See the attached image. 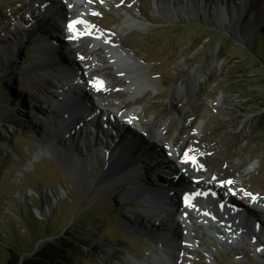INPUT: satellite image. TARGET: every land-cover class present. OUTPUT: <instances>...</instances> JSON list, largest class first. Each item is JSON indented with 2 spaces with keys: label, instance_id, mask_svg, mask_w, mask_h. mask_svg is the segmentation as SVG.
Listing matches in <instances>:
<instances>
[{
  "label": "rangeland",
  "instance_id": "obj_1",
  "mask_svg": "<svg viewBox=\"0 0 264 264\" xmlns=\"http://www.w3.org/2000/svg\"><path fill=\"white\" fill-rule=\"evenodd\" d=\"M90 1L95 3L91 7L90 3L88 9L94 12L92 20L101 29L112 31V37H117L116 42L107 39L108 42L122 43L130 50L140 65L134 74L135 82L139 81L148 88L145 95L130 99L123 92L129 82L115 73L119 70H114L108 58L102 57L95 75L102 74L111 82L106 91L96 93L99 102H119L120 110L129 109L137 122L150 116L166 120L160 125L164 134L157 147L132 157L134 161L140 157L141 167L137 165L139 169L135 172L140 176L137 181L148 189L157 188V184L162 183L158 179L161 174L158 167L163 166L161 156L168 154V147L177 151L179 146L181 149L186 146V150L197 152V160H202L217 179L229 177L226 183L242 185L240 190L250 199L254 198L252 201L258 207L253 210L264 212V123L258 118L264 106V44L261 42L264 41L261 36L264 35V1H258L251 9L255 16L251 28L245 24L241 26L236 18L223 21L213 15L216 7L230 10L238 6L240 0H199L208 10L194 12L188 9L179 19L168 10L185 6L188 0ZM37 7V0H0V53L9 42L23 37V43L17 47L16 64L30 65L35 61L32 40L37 35L28 31L24 33V30L32 24L28 17ZM38 16L35 11V20L39 19ZM127 16L135 18L138 25L121 36L116 35L114 28ZM234 22L241 28L239 32L232 28ZM39 23L41 31L46 32L44 22ZM50 34L55 36L59 32ZM229 35L237 40L236 43ZM100 51L94 54L101 59ZM74 55L69 58L77 61V55ZM208 59L213 63L208 77L197 88L178 96L175 93L177 86L186 85L190 70ZM2 61L0 264L8 259L6 249L11 245L24 257L40 244L38 240L42 237L51 240L58 234L69 233L78 239L80 248L76 254L70 255L73 264H135L132 261L170 264L176 255L184 259L181 264H206L204 261L211 254L210 264H264V251L258 255L250 246L252 225L243 226L242 221L243 234L233 237L232 231L229 234L231 240L227 241L223 236V243L208 236L211 228L188 226L189 235H194L192 240L189 236L190 243L209 254L202 255L194 247L176 253V247L172 245L179 243V238L172 241L169 235L181 232L171 224L179 212L163 218L162 213L152 214L142 207L143 203L131 201L132 183L137 182L128 174L121 180L116 176L114 179H99L105 168L101 152L108 145L100 132L95 142H92L94 137L80 143L74 139L76 159L70 162V154H61L59 149L71 142L56 141L66 134L54 124L61 121L63 111L54 106L57 102L52 99L50 106L34 104L44 93L53 90L50 84L54 85L56 81L36 80L38 77L30 73L23 78L14 76L10 69L5 70L12 58L0 59ZM51 71L57 75V80L67 78L65 74ZM51 71L40 69L41 73ZM36 72L39 73V69ZM218 98L222 106H212ZM37 107H46L49 112L52 107L56 108L57 111L53 109L55 113H47L44 117V121L54 123L44 126L37 121L39 116L34 120L32 112ZM69 126L73 128V123ZM125 132L128 137L124 134L121 141L128 142L134 131L125 129ZM146 154L151 157L147 158ZM180 157L173 158L175 163L182 162L183 157ZM86 158L90 160L88 168L83 165ZM151 164H157L156 168H149ZM189 174L192 179L195 172L191 170ZM254 214L256 220L262 219L261 215ZM227 215L233 216V213ZM152 224L156 228L150 231ZM168 252L167 260H163Z\"/></svg>",
  "mask_w": 264,
  "mask_h": 264
},
{
  "label": "bare ground",
  "instance_id": "obj_2",
  "mask_svg": "<svg viewBox=\"0 0 264 264\" xmlns=\"http://www.w3.org/2000/svg\"><path fill=\"white\" fill-rule=\"evenodd\" d=\"M258 1H264V0H240L239 5L233 6L232 9L230 10H227L226 7L219 6L214 9V11H216L217 13L213 12V15L217 16L218 19L220 20L223 19V21H226L229 19L234 20V18H236L238 19V23H240L241 26L245 24V25H248L249 28H251L253 19L255 17L251 9L256 6ZM37 2L39 6L42 5V9H40V7H38L37 9H34L39 15L38 16L39 19L34 20L35 11H32V16L30 18L33 22H31L32 24L29 25L31 28L24 30V33L28 31V33L30 32L32 33V35L36 34L38 37L32 40L33 48H34L33 51L35 54L34 56L35 61H32L30 65H21L20 62H18V64H16L17 62H14V61H17V49H18L17 47L23 43V37L20 36L21 40L19 41L15 40L13 42H9L1 50L0 59H6L7 57L12 58V61L8 62L7 64L8 69H5L6 71L10 69V72L12 73V75L17 76V77L19 76L23 77L21 76V72L24 74H29V73L32 75L35 74V76H37L36 69L40 70L45 67H47L45 68L46 71L47 70L51 71V70H54L55 68L54 72H58L59 69H58L57 64L59 65L60 61H57V59L62 58L65 62L71 65V68H73V71L76 76H78L79 73L87 74L88 77H86V81L89 87L86 90L77 88L76 92L73 91L72 93L75 94L77 98L76 100L77 102H73L69 106V110L73 114H75L78 119H79V109L82 107L84 110L87 109V111L91 115H94L96 113V108H98V105L101 106L102 104L99 102L100 99L97 98L96 93H102L103 90L106 91V88H108V83L111 82V79L103 76L102 74L95 75V70L98 69L97 63H99V61L102 60V57L103 59L108 58V63L113 65L114 70L117 69L120 72L119 73L116 71L115 73L129 82V84L125 86V88L123 87L124 88L123 92H125L130 99L135 100L137 96H142L147 93L148 88L146 86L141 85L139 81L135 82L134 74L139 70L138 66L140 65L136 61V59L132 57V53L130 52V50H128L120 42H119L121 44V45L119 44L120 46L116 43L108 42V40L104 38L105 35L103 34L102 31H100V29H98L97 27L91 28L90 26L86 24L84 15H86L89 12L88 9H89L90 3L91 5L95 4L94 1H90V0H37ZM158 7L159 6L156 3V8L158 9ZM188 9L194 12H201V11L205 12L206 10H208L204 7V4L202 5V1L200 2L199 0H188L185 6L179 7L178 9H175V7H173V10L169 9L168 13L172 14L174 18L179 19L180 16L183 13H185V11ZM64 18L67 20V22L69 23V26L71 27L69 36L65 35L67 38H70L68 40L70 53L68 57L62 56L59 58L58 57L59 53L57 52L58 43H56L57 46H50L51 44L50 42L54 38L51 37L49 33H45L41 31L40 29L41 26L39 22H44V24L48 26L49 32H54L57 29L61 28L58 25L57 21L58 20L62 21L64 20ZM238 23L234 22L232 24V28L237 32H239L241 29L239 28ZM137 25L138 23L135 18L131 16H127L122 20V22L118 26L114 28V33L118 36H121L126 31H130L133 28H135ZM78 26H80V28ZM64 34H66V31L64 32ZM26 40L29 41V37H27ZM59 43H61L60 40H59ZM15 49L16 51L13 52ZM99 49L101 50L99 52L102 55L101 59L97 58L96 55L94 54V52L98 51ZM83 52H85V55H83ZM71 54L77 55V58L79 60L81 59L80 62L69 58ZM0 64H4V62L2 61L0 62ZM5 65H6V62H5ZM22 67H25V68L22 69ZM212 67H213V63L210 61V59H208L206 63L198 65L195 68H192L190 70L187 84L177 86L175 93L179 96L183 92H189L193 88H197L199 83L204 81V79L208 77ZM15 69H18V70H15ZM38 78L40 77L38 76ZM104 85H107V86H104ZM101 102L103 101L101 100ZM80 104H83V106L81 105L80 107ZM118 104L120 103L119 102L110 103L107 101L105 104H103V108H104L103 113H107L108 115L114 118L118 115H123V118H125L124 120L129 125L134 127V130H133L134 134L132 133L130 134V140L128 142H124L121 140L114 142V140H112V147L105 146L102 149L101 155L103 156L105 160V163H104L105 168L100 174L99 179L101 180H104L106 178L114 179L113 177L115 176L116 178H118L117 180H121L123 176L127 174L128 172H136L135 170L136 166L140 164V157H137L135 161L132 160V157H134V155L136 156L137 154L144 153V152H147L148 150L156 148L157 142L158 141L160 142L161 137L164 134L162 129H160V125L166 122L165 119H156L154 116H150L147 120H142L141 122H137L136 120H134V117H133L134 114L132 115L129 112V109L123 112L120 110L121 105H118ZM212 106L214 107L222 106L221 99L218 98L217 102H214ZM32 118L36 120L35 115H33ZM93 126H95V124L92 122V127ZM81 130L82 131L80 132L79 137L86 136L88 133V130L85 127H81ZM119 132H122V128L121 129L119 128ZM124 133H126L125 130H124ZM91 135L93 136V134ZM189 139L190 138H188V140ZM56 141L57 143H63V144H65L66 142L64 139H58ZM139 144H142L143 146H139ZM76 145L77 144H74V142H71L70 144H68V146L63 148L70 152L69 153L70 155L68 156L70 162H73L76 159V155L73 149ZM179 147L177 148V151L179 152L175 150V154H177L178 157L179 155L183 157L182 162L179 161L178 163H175L176 160L174 161L173 159H171L168 162L169 166H167L166 168L167 171H172L174 173V176H176V179L178 180L179 183L178 182L176 183L173 180V176L170 173H168L167 175L170 177H168V179L163 182V184H167V187H168L167 193L173 189L178 190L181 187H182L181 188L182 190L186 191L187 187L190 186L191 184V177H190L189 172L192 170L193 172L197 174L201 173V171L197 169L198 167L195 162V159L197 160V158L199 157L197 152L194 153L192 150L189 153H184V151L186 150V146H184V148L182 149ZM141 149H143V152H141ZM65 153L64 151L61 152V154H65ZM89 162H90L89 158H86L85 164L83 165L86 168H88L87 165H89ZM207 171L209 172L210 177H214L215 181H219V179H217V177L215 176L216 174L214 175L211 171L209 170ZM135 174L136 175L133 180L137 183H134V182L132 183V185L134 186V191L132 190L131 194L133 196L140 194L139 198L144 197L145 199L142 198L143 202L146 204H150L152 208L155 209V213L157 214L162 213L161 203L164 205L173 207V211L175 210L174 212L176 213L179 212L181 206H177L176 204L171 203V201H169L170 199H168L166 196L167 193L165 192V190L163 191L160 188L148 189V187L142 184L141 181H137L140 178V176H138L137 173ZM129 176L131 177V175ZM210 177L204 178L202 182L206 185L214 186L213 183L211 182ZM117 180L115 182H117ZM217 191L219 192L220 195H222V193L224 194V189L222 187H219V189L217 188ZM196 198L197 199L195 200L197 203H200V201L203 200L201 197H196ZM225 199H226L225 202L228 203V205L230 204L228 208L220 209L216 205H213V204L210 205V208L207 214L211 218H213L216 222H220L222 224L227 223V221L225 222V220L223 219L222 214L229 216L227 214L231 213V211L237 214L236 213L237 208L235 207H238L244 210L247 218H250V217L255 218L257 215H255L254 213L258 214L259 216L260 215L264 216V212H261V210L260 211L258 210L256 212L255 211L250 212L249 208L247 210V207H245L243 204L242 206L237 204L239 202H237L232 196L227 195V197L225 196ZM219 200H223L222 196H220ZM130 213L132 214V212ZM136 217L137 215H135L134 220L137 219ZM161 224L163 225V222H161ZM174 224H175V227L181 231V232L179 231L180 235L178 233L176 234V237L179 238L180 241H183L187 244L190 243V237H189L190 235L189 236L185 235V232L187 231L186 228L185 227L183 228V225L175 219L173 221V225ZM154 228H156L154 224L150 225V231H152ZM176 228L175 229L173 228L174 231H176ZM224 229L226 230V233L228 235L232 234L231 228H228L226 226L224 227ZM184 248H185L184 246L176 247L175 248L176 253L181 254L182 252H184ZM168 254L169 252L165 255L163 260H167ZM181 258H182L181 256L176 255L175 259L173 258L171 260L172 262L169 261V263L170 264H181L184 261V259H181ZM132 262H135V264H150L149 261H141V262L132 261Z\"/></svg>",
  "mask_w": 264,
  "mask_h": 264
},
{
  "label": "trees",
  "instance_id": "obj_3",
  "mask_svg": "<svg viewBox=\"0 0 264 264\" xmlns=\"http://www.w3.org/2000/svg\"><path fill=\"white\" fill-rule=\"evenodd\" d=\"M261 42L264 44V41ZM258 118L264 123V106ZM57 236L51 240L47 239V236L42 237L38 240L41 241L40 244L24 257L15 251L14 246L7 247L8 259L4 264H73L70 255L76 254L80 249L78 239L71 233ZM5 242L9 243L6 239Z\"/></svg>",
  "mask_w": 264,
  "mask_h": 264
},
{
  "label": "water",
  "instance_id": "obj_4",
  "mask_svg": "<svg viewBox=\"0 0 264 264\" xmlns=\"http://www.w3.org/2000/svg\"><path fill=\"white\" fill-rule=\"evenodd\" d=\"M229 36H231V35H229ZM231 37L235 40L234 42L236 43L237 40L233 36H231Z\"/></svg>",
  "mask_w": 264,
  "mask_h": 264
}]
</instances>
